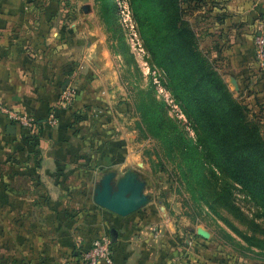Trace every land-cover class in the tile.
Returning a JSON list of instances; mask_svg holds the SVG:
<instances>
[{"label":"crops","instance_id":"0c3cea01","mask_svg":"<svg viewBox=\"0 0 264 264\" xmlns=\"http://www.w3.org/2000/svg\"><path fill=\"white\" fill-rule=\"evenodd\" d=\"M214 11L227 54L250 64L264 0H217ZM103 31L97 0H0V103L36 121L29 132L0 114V264H83L97 237L110 238L114 264H229L143 156L132 108L117 107ZM106 176L113 191L142 183L146 201L126 216L101 207Z\"/></svg>","mask_w":264,"mask_h":264},{"label":"rangeland","instance_id":"374dc122","mask_svg":"<svg viewBox=\"0 0 264 264\" xmlns=\"http://www.w3.org/2000/svg\"><path fill=\"white\" fill-rule=\"evenodd\" d=\"M113 2L111 15L101 10L107 62L112 70L107 74L118 84L115 100L127 101L135 114L134 126L142 141L143 156L168 178L184 213L209 230L211 241L218 243L221 260L229 264H264V206L253 198L264 205V195L256 196L251 184L244 187L238 181L224 183L218 175L220 185L230 190L221 194L212 208L209 202L214 195L207 193L206 164L196 147L188 145L194 141V120L200 115L213 119L226 116L232 124L229 130L252 134L253 147L264 149V65L255 59L254 40L252 62L237 65L223 48L227 29L223 31L224 42L220 40L222 32H217L223 17L213 12L217 0H179V21L171 24L160 0ZM136 4L140 6L137 9ZM172 14L176 15L173 9ZM181 23L192 29L193 52L182 46L176 28ZM194 53H199L202 63ZM204 68L221 79L227 96L240 106L234 113L227 110L225 97L224 105L214 90L200 81ZM184 81L195 83L192 91L183 88ZM235 112H240L245 127L236 123ZM249 156L256 158L253 153Z\"/></svg>","mask_w":264,"mask_h":264},{"label":"trees","instance_id":"16d2710c","mask_svg":"<svg viewBox=\"0 0 264 264\" xmlns=\"http://www.w3.org/2000/svg\"><path fill=\"white\" fill-rule=\"evenodd\" d=\"M99 2V15L101 17V10H104V13L111 15L113 13V9L115 8L113 0H97ZM162 8L165 9L167 17L169 19V24L171 22L179 21V8L176 6L179 0H160ZM140 7L139 5H135L137 9ZM172 9L176 15L173 16ZM180 21L181 17H180ZM178 30V35L182 42V46L184 45L191 52L194 51V38L192 29L187 26L186 23H181V25L176 26ZM196 55L197 60H201L203 62L202 57L199 53H194ZM205 73L203 78L200 81L206 87H211L214 90V94L217 96L219 102L224 103L226 98L229 107L226 109L234 113L237 108L240 106L237 103H234L228 95L226 91L225 85L222 83L221 79L213 75L214 72L208 71L204 68ZM195 83L183 82V88L192 91ZM227 106V105H226ZM118 109L127 111L129 110V103L127 101L117 106ZM236 113V112H235ZM240 112L236 113L235 121L236 123H240V125H245L244 121L241 117ZM232 126L230 120L224 117H220L219 119L207 117V116H199L197 120H194V141L190 140L188 145H193L197 149V153L200 157L203 158L204 163L206 164L205 171V182L207 183V193L212 197L209 204L212 208H214L213 203L217 202L220 198L221 194H224L228 189L224 184L220 185V183L224 182H233L238 181L244 187L248 184H251L250 187H253L255 190V195L258 197H262L264 195V149L259 147H253L252 142H254V137L252 134L239 135L236 131L229 130V127ZM225 128L223 130L222 128ZM141 129V128H140ZM255 144L258 145V142ZM254 154L255 157H250L249 155ZM254 159V161H253ZM256 160V166L253 167V164ZM204 164H202L203 166ZM222 178V182H218L217 176ZM225 178V179H223ZM180 181L183 179L179 176ZM260 206H264L261 201L257 197H253ZM264 200V199H263ZM225 202L224 206H227V202Z\"/></svg>","mask_w":264,"mask_h":264},{"label":"built area","instance_id":"2783aa9c","mask_svg":"<svg viewBox=\"0 0 264 264\" xmlns=\"http://www.w3.org/2000/svg\"><path fill=\"white\" fill-rule=\"evenodd\" d=\"M66 19L67 21H71V18ZM254 51L256 61L260 65H264V38L259 34L254 37ZM74 96L75 89L71 85V87L60 94L59 103L62 107L68 108L72 106ZM0 114L7 117L12 124L29 132H33L36 129V121L31 115L12 109L1 103ZM50 122L52 124L57 123V119L53 113L50 114ZM112 256L113 249L110 238L97 237L91 241L89 248L82 252V262L83 264H114Z\"/></svg>","mask_w":264,"mask_h":264},{"label":"water","instance_id":"95a60500","mask_svg":"<svg viewBox=\"0 0 264 264\" xmlns=\"http://www.w3.org/2000/svg\"><path fill=\"white\" fill-rule=\"evenodd\" d=\"M110 179V176L104 178L101 189L95 198V202L101 207L117 215L126 216L146 201L145 197L141 195L142 183L122 181L118 184L117 189L113 191ZM116 235V230L112 228L110 230L111 239L115 240Z\"/></svg>","mask_w":264,"mask_h":264}]
</instances>
